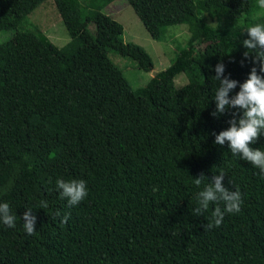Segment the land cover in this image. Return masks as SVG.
<instances>
[{
    "label": "trees",
    "instance_id": "1",
    "mask_svg": "<svg viewBox=\"0 0 264 264\" xmlns=\"http://www.w3.org/2000/svg\"><path fill=\"white\" fill-rule=\"evenodd\" d=\"M45 1L0 0V29L13 32L0 38V203L17 216L13 228L0 223V264H264V177L227 142L215 144L238 110L212 115L217 64L221 79L238 82L230 97L253 67L264 76L241 46L264 9L250 0H125L151 39L174 25L189 32L187 47L132 89L107 52L143 72L153 63L101 12L113 0L75 10L52 0L69 36L62 47L18 29ZM179 74L186 82L176 87ZM251 147L264 151V135ZM220 172L225 188L241 192V211L205 231L216 205L197 217L195 196ZM57 179H83L88 196L68 206ZM29 208L33 235L23 227Z\"/></svg>",
    "mask_w": 264,
    "mask_h": 264
},
{
    "label": "clouds",
    "instance_id": "2",
    "mask_svg": "<svg viewBox=\"0 0 264 264\" xmlns=\"http://www.w3.org/2000/svg\"><path fill=\"white\" fill-rule=\"evenodd\" d=\"M258 7L264 9V0H258ZM248 39L242 42V47L246 49L244 56H252L253 62L259 64L260 73H264V23H257L247 27L245 31ZM249 52L252 54L250 55ZM216 75L212 79L219 82L215 90L214 101L217 111L212 113L214 117L224 114L226 111L236 109L233 112V119L228 123L230 127L221 131L215 137V144L224 145L227 142L233 156L239 157L259 170V174L264 177V151L260 148H253L251 145L257 143L259 138L264 135V76L257 74V68L253 67L247 80L239 85V91L230 97V92L238 86L236 80L221 79L224 73L223 63L217 64ZM239 115V119L235 117ZM215 135V133H213ZM225 174L220 172L212 176V181L201 174L199 178L193 179L197 188L206 180L207 183L202 190L196 193L195 199L197 206L193 214L197 217L203 215L209 209L210 204L216 205L211 214V218L204 225V229L210 230L213 227H220L226 214H235L241 211L243 203L241 192L236 189L230 191L223 185ZM231 184V182L229 181ZM56 190L61 199H66L68 206L79 205L87 196L88 190L86 181L83 179H57ZM223 204V208L220 204ZM40 208H47L46 200L40 201ZM32 209L25 211L22 220L24 231L28 235H33L36 224V217L32 215ZM17 216L12 214L8 203H0V223L13 228ZM68 217L65 216L62 223H67Z\"/></svg>",
    "mask_w": 264,
    "mask_h": 264
},
{
    "label": "rangeland",
    "instance_id": "3",
    "mask_svg": "<svg viewBox=\"0 0 264 264\" xmlns=\"http://www.w3.org/2000/svg\"><path fill=\"white\" fill-rule=\"evenodd\" d=\"M250 1L258 5V0ZM68 4L71 10H75L78 6L85 5V1L69 0ZM101 12L121 24L123 42H132L141 46L152 60V70L143 72L135 67V63L131 59L120 56L112 50L107 52L109 60L122 70L132 89L144 86L154 73L165 69L170 64L180 49L187 47L189 32L185 25L167 27L162 40L155 41L150 38L125 0H113L108 6L102 8ZM201 17L210 26L215 27L218 24L216 20L208 18L205 14H201ZM88 28L89 31L93 32L92 26H88ZM18 29L26 35L43 34L56 47H62L69 41V36L61 24L52 0H46L33 10L18 25ZM6 33H9V38L13 34L12 31L4 32L0 29V38L7 35ZM185 82L186 78L183 74L177 75L173 81L176 87L183 85Z\"/></svg>",
    "mask_w": 264,
    "mask_h": 264
}]
</instances>
